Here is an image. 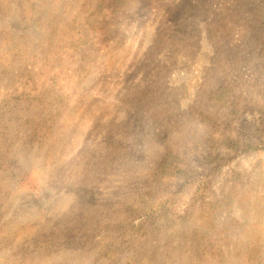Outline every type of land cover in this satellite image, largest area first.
Returning <instances> with one entry per match:
<instances>
[{
	"label": "rangeland",
	"instance_id": "rangeland-1",
	"mask_svg": "<svg viewBox=\"0 0 264 264\" xmlns=\"http://www.w3.org/2000/svg\"><path fill=\"white\" fill-rule=\"evenodd\" d=\"M106 1L92 21L109 40L97 38L82 49L88 75L78 82L68 73L55 78V89L67 96L62 129L51 140L57 147L30 143L24 126L11 141L16 163L0 172V264H264V0ZM82 2L0 0V62L9 69L0 75V104L18 90L50 88L51 75L73 65L77 53L54 55L52 28ZM164 34L176 40L164 41ZM186 43L196 53L185 49L172 60L173 44ZM221 85L232 100L218 111L205 95ZM138 93L147 100L138 102ZM196 106L209 117L194 114ZM228 138L236 150L220 147ZM118 141L124 145L116 175L78 184L74 167L82 173L83 163ZM181 141L220 151L224 159L206 165L190 155L197 179L212 187L199 199L195 185L185 186L173 213L191 207V220L174 216L139 227L111 258L89 253L93 234L108 240L110 231L99 228L103 215L145 181L148 157ZM24 173L39 180V189L21 185ZM237 173L241 179L233 183ZM70 224L83 231L70 247L32 262L14 252L23 238L59 236Z\"/></svg>",
	"mask_w": 264,
	"mask_h": 264
},
{
	"label": "trees",
	"instance_id": "trees-1",
	"mask_svg": "<svg viewBox=\"0 0 264 264\" xmlns=\"http://www.w3.org/2000/svg\"><path fill=\"white\" fill-rule=\"evenodd\" d=\"M95 1L83 0L77 11L68 15L67 18L58 19L52 28L55 29V40H57L53 51L54 55L60 59L67 53L70 55L77 53L78 58L73 61V65L51 75V78L55 81H52L50 88L46 87L34 92L18 90L16 95H11L2 100L0 118L4 121L0 127V172L9 167L13 169L16 163L15 157L11 154L13 145L11 141L15 137L21 136L22 126L26 127L32 136L29 140L30 143H36L38 146L49 144V150L57 147L58 143L51 140L55 138L53 135L56 130L62 129L61 117L66 109L67 96L61 94L63 91L59 87L55 89L57 84L55 78L68 73L74 76L78 82L86 77L90 68L87 63V53L82 49L94 39L98 38L99 41L104 42V38L106 39L109 36L105 29H101V26L95 25L92 21V17L106 6L107 1L97 0L94 6ZM160 37L164 38V41L176 40V37L172 34H164L160 35ZM106 40L109 39L107 38ZM155 45H159L157 37ZM173 46L172 60L176 59L175 55L183 53L185 49H191L192 52L194 50V53L197 51V49H193L194 43L173 44ZM151 55L152 51L148 53V56ZM48 57L49 55H45L46 59ZM0 65V75L9 72L4 63L0 62ZM21 69L26 71V73L32 72L25 64L22 65ZM138 94V102L147 100L145 94ZM229 94V90L221 85L210 91L205 97L206 99L209 98L208 101L213 105H217L219 111L225 106H230L229 101L232 99ZM205 103L208 104V102ZM195 109L194 114H202L203 112L201 119L209 117V114L199 109L198 106ZM123 145L121 141H118L111 149L96 152L93 155V161H90V165H84L86 162L81 165L80 171L82 173L76 170L78 166L74 167L77 183L109 182L112 176L117 173L116 163L120 158L118 149ZM219 145L226 151H234L238 148L237 143L229 138L226 142H222ZM250 147L251 145L247 146V148ZM194 153L197 154L199 161L206 165L221 164L222 161L220 160H224L220 151H203L198 143L187 145L184 141H181L175 147L164 149L154 157L146 155L148 161L147 171L144 176L145 181L136 188L132 187L128 190L127 200L124 203H119L120 207L118 209L109 208L108 212L103 215L107 214V221H100L99 228L110 231L107 237L108 240L106 238H97L96 234H93L89 241L95 250L86 247L87 251L95 254V256L102 255L111 258L124 248L123 244L124 241H128L127 238L131 240L140 232L139 227H145L147 224H157L161 220L173 222L175 221L174 216L191 220L196 213L191 207L184 210L183 215L173 213V210L181 200L180 194L185 189V186L195 185L199 199L212 193L209 181L197 179V170L193 167L190 157ZM235 176L236 180L233 183L241 179L238 173ZM20 179L21 185L23 184L26 188L39 189L40 187L39 180L33 175L24 173ZM170 183H173V185L170 186ZM1 195L2 193H0ZM220 204L221 202L216 205V208ZM209 208L211 206L207 210ZM198 215H202V211ZM135 219H138V221ZM134 223L138 226L137 228L132 226ZM76 227L77 225H65L59 236H55L54 233H45L33 235L28 240L23 238L14 246V252L19 257L27 259L28 262H32L36 256L43 257L44 253H50L61 247H70L71 244L75 243L74 240L77 239L78 235L83 233ZM95 231H98V229ZM104 240L106 241L100 246V242ZM83 255H86V253H83Z\"/></svg>",
	"mask_w": 264,
	"mask_h": 264
}]
</instances>
